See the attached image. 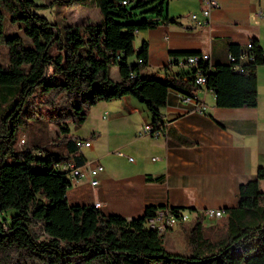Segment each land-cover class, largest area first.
Segmentation results:
<instances>
[{"label":"trees","instance_id":"1","mask_svg":"<svg viewBox=\"0 0 264 264\" xmlns=\"http://www.w3.org/2000/svg\"><path fill=\"white\" fill-rule=\"evenodd\" d=\"M49 3L97 7L101 17L63 29L39 12L47 3L0 0V43L8 53V63L0 62V264H264V166L240 184L238 203L225 208L224 218L205 225L197 213L186 253L168 250L163 233L146 225L163 205L150 204L143 215L127 218L67 200L72 166L87 163L72 126L85 122L92 105L132 95L157 130L164 126L161 106L170 90L193 96L203 75L217 106H255L257 68L264 64L259 40L229 42L228 59L216 63L202 51L172 50V63L160 76L142 71L148 41L135 48L134 40L140 29L178 22L164 14L166 0ZM6 15L24 19L29 43L3 30ZM189 55H198L196 64L179 63V56ZM112 65L118 79L110 76ZM11 208L17 212L8 214ZM170 208L176 214L185 209Z\"/></svg>","mask_w":264,"mask_h":264},{"label":"crops","instance_id":"2","mask_svg":"<svg viewBox=\"0 0 264 264\" xmlns=\"http://www.w3.org/2000/svg\"><path fill=\"white\" fill-rule=\"evenodd\" d=\"M218 1L219 6L205 17L201 0H166L164 14L176 16L178 22L138 30L135 48L144 40L149 45L142 71L164 76L172 50L207 52L216 63L228 59L229 42L246 44L256 37L264 47V0ZM193 12L197 20L191 17ZM118 78L119 72L114 79ZM257 79L258 103L248 107L217 106L214 91L207 86L198 87L191 101L170 90L161 106L164 126L157 129L159 134L140 133L144 123L153 124L152 115L132 95L92 105L86 120L91 117L96 124L90 136H79L91 139L92 145L86 147L102 153L89 161L81 149L86 164L100 162L104 169L98 184H91L89 175L72 179L68 202H100L98 208L104 213L127 218L143 215L150 204L183 206L192 221L206 208H222L223 217L216 221L221 220L225 208L238 203L240 184L264 166V64L257 68ZM200 104L205 110L198 109ZM148 174L161 178L147 179ZM263 182L264 178L260 186ZM183 226L179 222L166 231L176 238ZM188 249L187 242L182 252Z\"/></svg>","mask_w":264,"mask_h":264},{"label":"rangeland","instance_id":"3","mask_svg":"<svg viewBox=\"0 0 264 264\" xmlns=\"http://www.w3.org/2000/svg\"><path fill=\"white\" fill-rule=\"evenodd\" d=\"M38 3H47V7H44L39 10L40 13L46 15L51 20L58 22V24L64 29V25L67 23L70 24H84L87 21H95L99 20L101 17V14L99 12V9L97 7L88 8L78 5H66V4H59V3H49L51 0H35ZM3 30L7 34H18L20 35L25 42H30L29 32L30 27L26 25V22L24 19H10L7 15L5 16L4 23H3ZM132 59L135 58V56L131 57ZM0 62L2 64L8 63V53H7V46L4 43H0ZM118 75V69L116 65H112L110 67V76L114 79ZM143 104V103H142ZM145 106V104H143ZM91 118V117H90ZM87 119L81 126L76 128L73 125V131L77 135H81L83 137L90 136L92 129L94 128L96 122L92 119ZM51 127L54 129L55 125L51 124ZM19 138V136H18ZM24 140V136L21 137V142ZM95 141L96 140H92ZM18 143V139H17ZM82 149L87 154V157L89 158V161L91 159L98 158L100 156V153H102L101 149L97 148H90L83 146ZM116 154L118 152H115ZM113 153V155H115ZM119 154V153H118ZM131 156H133L131 154ZM84 178V177H82ZM261 188L264 189V182L261 184ZM16 213L17 210L15 208L9 209V213ZM192 218V214H190ZM217 218H209L206 217L203 219V223L205 225H211L216 223ZM193 220V219H192ZM191 219L189 221L183 222L184 226L181 231H179L178 234L179 237H172L170 231H165L163 233L164 243L168 250L173 252H182L183 247L187 245V232L190 228V226L194 223ZM182 224V223H181ZM180 224V226H181Z\"/></svg>","mask_w":264,"mask_h":264},{"label":"built area","instance_id":"4","mask_svg":"<svg viewBox=\"0 0 264 264\" xmlns=\"http://www.w3.org/2000/svg\"><path fill=\"white\" fill-rule=\"evenodd\" d=\"M205 3V7L202 10L203 15L205 17H208L211 13L212 8L219 6L218 0H201ZM191 17L194 19H198V14L196 12L191 13ZM204 22L205 19L200 20V22ZM249 43V41L247 42ZM201 57L205 59H210V55L207 52H202L200 54ZM198 61V55H189V56H179V63L185 64L192 63L196 64ZM172 63V56H170L169 64ZM203 80H206V78L203 75H198L196 78V83L201 84L203 86ZM186 100L191 101L192 96L191 95H185L184 96ZM201 110H205V105L200 104L199 108ZM153 133V134H159V130H154V127L151 123L146 122L142 125L140 133ZM77 145L82 148L83 146H91V139H84V138H77L76 140ZM120 154H123L121 151H117ZM130 160L133 159V156H128ZM104 169V166L97 162L95 164H85L81 167L75 168L72 166V179L78 180L82 177H86L89 175L90 177V183L91 184H98V174ZM95 205L98 207L100 206V202H95ZM203 214L205 217L209 218H219L223 217L224 209L222 208H206L203 210ZM190 220V214L187 211L181 210L178 214H176L174 211L171 210L168 206H160L154 215L148 217L146 219V225L156 229L159 233H164L166 230L173 228L176 226L179 222H185Z\"/></svg>","mask_w":264,"mask_h":264},{"label":"bare ground","instance_id":"5","mask_svg":"<svg viewBox=\"0 0 264 264\" xmlns=\"http://www.w3.org/2000/svg\"><path fill=\"white\" fill-rule=\"evenodd\" d=\"M203 86H206V80H203Z\"/></svg>","mask_w":264,"mask_h":264},{"label":"water","instance_id":"6","mask_svg":"<svg viewBox=\"0 0 264 264\" xmlns=\"http://www.w3.org/2000/svg\"><path fill=\"white\" fill-rule=\"evenodd\" d=\"M184 51H188V50H182V52H184Z\"/></svg>","mask_w":264,"mask_h":264}]
</instances>
